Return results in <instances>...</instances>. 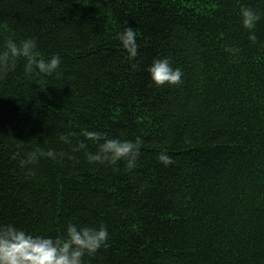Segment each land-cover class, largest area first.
I'll use <instances>...</instances> for the list:
<instances>
[{"label":"trees","instance_id":"obj_1","mask_svg":"<svg viewBox=\"0 0 264 264\" xmlns=\"http://www.w3.org/2000/svg\"><path fill=\"white\" fill-rule=\"evenodd\" d=\"M241 5L260 13L256 43ZM125 26L131 60L115 38ZM28 37L61 64L29 74L18 58L0 78V224L52 237L68 221L105 225L84 264H264V0H0V51ZM162 57L179 84L151 81ZM81 129L141 137L137 166L83 150L20 165L35 148L69 152L62 133L95 152Z\"/></svg>","mask_w":264,"mask_h":264},{"label":"clouds","instance_id":"obj_2","mask_svg":"<svg viewBox=\"0 0 264 264\" xmlns=\"http://www.w3.org/2000/svg\"><path fill=\"white\" fill-rule=\"evenodd\" d=\"M259 19L260 13L257 10L241 5L239 22L248 30L247 38L252 43L257 42V36L253 30ZM115 38L120 42V46L126 51L130 60L137 56V33L133 27L125 26L121 31L116 32ZM36 47V41L31 37L5 40L3 50L0 51V78L15 68L18 58L25 60L23 64L25 73L45 76L57 73L61 64L59 54L53 53L46 59L38 58ZM226 50L233 54L239 52L236 47H229ZM146 71L151 81L157 86L165 83L175 85L181 82V68H173L168 57L153 59L151 64L146 66ZM74 135L76 134L68 132L59 136L60 141L69 146V152L52 148L47 150L35 148L21 156L20 165L33 164L41 157L51 160L64 157L73 159V153L83 150L85 159L89 163L115 164L118 160H123L127 170L137 166L141 143L139 136L135 140L120 137L104 138L105 133L81 129L79 135L97 145L95 152H89L86 151L83 140H76L73 143ZM16 155V153L13 154L14 157ZM157 160L165 165L172 163V157L164 152L157 155ZM108 238V229L103 224L92 225L68 221L61 234L56 237L33 234L11 223L0 224V264H84V257L95 254L101 247H106Z\"/></svg>","mask_w":264,"mask_h":264}]
</instances>
